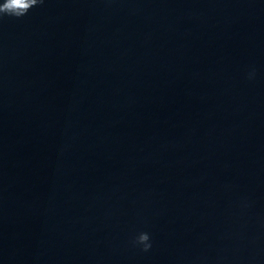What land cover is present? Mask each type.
I'll use <instances>...</instances> for the list:
<instances>
[{
	"label": "clouds",
	"instance_id": "1",
	"mask_svg": "<svg viewBox=\"0 0 264 264\" xmlns=\"http://www.w3.org/2000/svg\"><path fill=\"white\" fill-rule=\"evenodd\" d=\"M43 3L44 0H3L0 3V18L10 16L19 19L26 16L33 7ZM134 244L142 245L143 251H148L151 248L149 234L147 232L140 233L134 240Z\"/></svg>",
	"mask_w": 264,
	"mask_h": 264
}]
</instances>
